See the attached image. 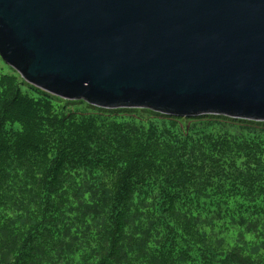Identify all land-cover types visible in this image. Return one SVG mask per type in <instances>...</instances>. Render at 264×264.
I'll return each mask as SVG.
<instances>
[{"label":"trees","instance_id":"16d2710c","mask_svg":"<svg viewBox=\"0 0 264 264\" xmlns=\"http://www.w3.org/2000/svg\"><path fill=\"white\" fill-rule=\"evenodd\" d=\"M66 102L0 58V264H264L263 130Z\"/></svg>","mask_w":264,"mask_h":264},{"label":"water","instance_id":"95a60500","mask_svg":"<svg viewBox=\"0 0 264 264\" xmlns=\"http://www.w3.org/2000/svg\"><path fill=\"white\" fill-rule=\"evenodd\" d=\"M0 58L67 101L264 122V0H0Z\"/></svg>","mask_w":264,"mask_h":264},{"label":"rangeland","instance_id":"374dc122","mask_svg":"<svg viewBox=\"0 0 264 264\" xmlns=\"http://www.w3.org/2000/svg\"><path fill=\"white\" fill-rule=\"evenodd\" d=\"M21 78V77H20ZM81 105V102H77V103H64L65 106L67 107H73L74 105ZM119 112H123L122 114H128V115H148L147 111H133L131 109H122L119 110ZM149 117V116H147ZM229 119V118H228ZM228 119H223L222 117H218V118H212V117H198L196 119L194 118H178V120H180L183 124V126H189L190 124H207V123H213L211 121H215L217 123H219L220 125H222L224 128L229 129V130H233L237 133H240L241 130L243 129H248L251 128L253 130H263L264 131V123H253V122H240V121H231L232 119L228 120ZM194 122V123H193Z\"/></svg>","mask_w":264,"mask_h":264}]
</instances>
